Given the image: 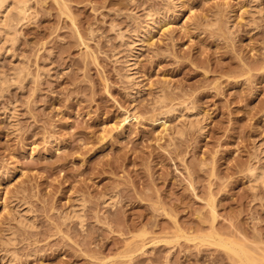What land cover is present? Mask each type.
Masks as SVG:
<instances>
[{
    "label": "rangeland",
    "instance_id": "1",
    "mask_svg": "<svg viewBox=\"0 0 264 264\" xmlns=\"http://www.w3.org/2000/svg\"><path fill=\"white\" fill-rule=\"evenodd\" d=\"M16 1L0 264H264V0Z\"/></svg>",
    "mask_w": 264,
    "mask_h": 264
},
{
    "label": "bare ground",
    "instance_id": "2",
    "mask_svg": "<svg viewBox=\"0 0 264 264\" xmlns=\"http://www.w3.org/2000/svg\"><path fill=\"white\" fill-rule=\"evenodd\" d=\"M9 1L10 0H0V33L3 31V33L5 32L6 34H8V35H5V37L6 36H8V37H10L9 36V34H10V29L8 30V26L7 25H10V22H12V21H10V22H8L9 24H7V21L8 20H10L9 18H10V16H9V14H8V7L10 6V4H9ZM15 1V0H14ZM22 2V1H21ZM20 2V0H17L16 1V6H15V10H17L16 12H17V14H18V17L20 16V15H26V13H27V8H26V5L25 4H22ZM24 2V1H23ZM15 3V2H14ZM9 5V6H8ZM14 8V7H13ZM8 14V15H7ZM147 15V17H148V19H150L151 17H152V14H150V13H147L146 14ZM8 16H9V18H8ZM18 20V19H17ZM8 27V28H7ZM7 28V29H6ZM12 32V31H11ZM4 33V34H5ZM3 34V35H4ZM13 35V34H12ZM7 37V38H8ZM12 37V36H11ZM9 39V38H8ZM132 43V42H131ZM160 100H162L163 101V99H161L160 98ZM129 115V114H128ZM128 117V116H127ZM257 170H258V168H257ZM253 171V170H252ZM259 171V170H258ZM260 172V171H259ZM259 172H257V171H255L254 173H253V176H254V180L257 178V177H259V179H260V177H262V175L261 174H259ZM260 173H262V171L260 172ZM252 174V173H251ZM261 175V176H260ZM252 176V175H251ZM258 179V178H257ZM73 211H75L74 212V214H76L77 216H79L78 214L79 213H77V211L74 209ZM81 216V215H80ZM79 216V218H81ZM204 240V239H203ZM223 245L228 249V251L229 252H231L235 257H237L238 258V262L239 263H241V264H258L257 263V260L251 255V253H250V251L247 249V248H245V247H242V246H239L238 244H233V243H231V244H228V243H223Z\"/></svg>",
    "mask_w": 264,
    "mask_h": 264
}]
</instances>
